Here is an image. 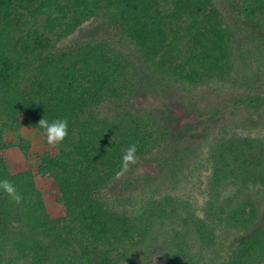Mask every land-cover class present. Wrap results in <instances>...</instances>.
I'll list each match as a JSON object with an SVG mask.
<instances>
[{"label":"trees","instance_id":"trees-1","mask_svg":"<svg viewBox=\"0 0 264 264\" xmlns=\"http://www.w3.org/2000/svg\"><path fill=\"white\" fill-rule=\"evenodd\" d=\"M223 2L224 11L215 0H0V180L22 197L16 204L0 189V264H76L99 250L97 264H109L104 255L113 251L131 262L167 220L179 225L165 232L169 264H264L263 140L230 134L207 145L201 214L174 197L118 210L103 194L126 148L149 153L158 132L132 107L136 70L178 85L223 82L236 67L229 46L242 36L251 48L241 50L249 51L243 59L264 63V0ZM94 19L121 48L105 38L58 46ZM104 102L119 108L103 114ZM250 104L264 105V95ZM43 117L67 119L68 135L49 145L36 170L13 173L2 133L21 124L44 134ZM42 179L55 199L52 213L37 188Z\"/></svg>","mask_w":264,"mask_h":264},{"label":"rangeland","instance_id":"rangeland-1","mask_svg":"<svg viewBox=\"0 0 264 264\" xmlns=\"http://www.w3.org/2000/svg\"><path fill=\"white\" fill-rule=\"evenodd\" d=\"M215 2L224 11L223 0ZM223 15L226 17V12ZM101 38L108 39L111 47H122L117 43V34L106 30L99 19L85 21L60 40L58 46L71 47ZM242 49L251 50L245 36L234 39L229 46V51H234L236 67L223 82L178 85L172 79L160 78L147 70H136L139 74L134 77L137 85L130 96L132 107L155 120L154 127L158 132L146 146L149 153L136 154L137 163L130 165L121 176H111L103 187L105 199L111 206L130 211L141 204L146 205L144 201L148 199L174 197L187 201L201 214L209 174L204 165L207 145L214 138L230 134L250 135L264 142V105L254 107L250 104L254 97L264 95V63L243 59L249 51L241 52ZM1 95L0 90V102ZM118 108L113 102H104L99 109L105 114L114 113ZM2 138L6 144L3 154L13 173L36 170L40 158L48 152L45 134L33 127L15 125L5 129ZM174 162L177 168L172 171ZM37 188L44 198L47 212L55 211V199L49 192L47 179L39 181ZM258 205L261 213L264 212L263 203L258 202ZM174 224L177 226L167 220L165 226H157L147 248L131 262L169 264L173 251L164 240L165 232ZM236 230L243 232L244 228L237 227ZM157 247L161 250L149 253ZM101 252H91L90 257L80 258L81 263L76 264H97ZM104 256L109 258V264L131 263L128 259L120 260L114 251ZM20 264L30 263L24 260Z\"/></svg>","mask_w":264,"mask_h":264},{"label":"clouds","instance_id":"clouds-1","mask_svg":"<svg viewBox=\"0 0 264 264\" xmlns=\"http://www.w3.org/2000/svg\"><path fill=\"white\" fill-rule=\"evenodd\" d=\"M38 125L43 129L46 136L47 143L49 145L55 146L62 142L68 135V121L67 119H55L49 122L45 117L38 121ZM137 146L132 144L126 148L121 156V167L120 171L116 173L117 177L121 176L125 171H127L130 165L137 163ZM0 189H2L16 204H19L22 197L17 192L13 183L8 180H0Z\"/></svg>","mask_w":264,"mask_h":264}]
</instances>
